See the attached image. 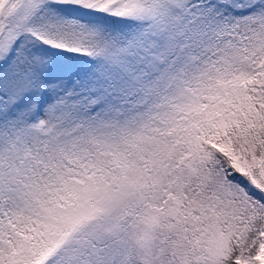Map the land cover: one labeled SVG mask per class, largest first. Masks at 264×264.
<instances>
[{
	"label": "snow or ice",
	"instance_id": "1",
	"mask_svg": "<svg viewBox=\"0 0 264 264\" xmlns=\"http://www.w3.org/2000/svg\"><path fill=\"white\" fill-rule=\"evenodd\" d=\"M0 264H264V0H0Z\"/></svg>",
	"mask_w": 264,
	"mask_h": 264
}]
</instances>
